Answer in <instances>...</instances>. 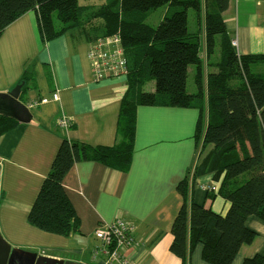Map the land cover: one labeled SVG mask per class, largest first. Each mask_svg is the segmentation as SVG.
<instances>
[{
    "label": "crops",
    "instance_id": "obj_1",
    "mask_svg": "<svg viewBox=\"0 0 264 264\" xmlns=\"http://www.w3.org/2000/svg\"><path fill=\"white\" fill-rule=\"evenodd\" d=\"M222 15L226 30L236 39L238 54L264 53V0H229ZM37 31L35 14L28 11L0 36V92L20 80L32 64L21 95L25 105L29 108L34 100L54 92L60 97L57 103L29 108L34 121L17 122L0 136L3 241L20 252L19 259L31 253L67 264H96L93 253L100 244L95 229L120 220L131 227L134 246L119 255L128 256L133 264H207L199 243L187 248L184 261L169 251L172 223L182 205L176 190L182 180L188 179V202L221 214L228 209L219 196L208 197L202 188L214 185L210 175L194 178L192 170L187 174L198 159L193 139L196 109L138 107L134 151L126 173L97 162L74 164L63 187L78 218V233L61 237L28 223L29 210L63 139L90 146L115 144L126 91L124 79L92 80L88 42L82 32L68 31L40 44ZM201 44L203 49V38ZM63 116L71 123L66 131L56 126ZM244 225L255 238L240 247L231 264H245L256 257L263 258L264 264V221L249 216Z\"/></svg>",
    "mask_w": 264,
    "mask_h": 264
},
{
    "label": "trees",
    "instance_id": "obj_2",
    "mask_svg": "<svg viewBox=\"0 0 264 264\" xmlns=\"http://www.w3.org/2000/svg\"><path fill=\"white\" fill-rule=\"evenodd\" d=\"M87 1L0 0V36L32 11L40 44L72 30L82 32L88 48L99 39L116 38L126 65L115 144L90 146L63 139L29 210L28 223L61 237L78 233V218L63 187L74 164L97 162L126 173L134 151L138 107L196 109V157L208 151L187 174L192 170L194 178L210 175L214 185L205 187L215 191L207 196H219L228 209L221 214L188 202V179L182 180L176 188L182 205L172 223L169 251L184 261L187 248L199 243L207 264H231L240 247L255 238L244 225L246 219L256 216L264 221V53H237L222 15L229 0ZM161 7L166 8L162 19L155 25L146 23ZM188 10L195 15L193 31L188 30ZM30 66L22 80H29ZM190 66L192 93L186 86ZM150 82L152 89L144 90ZM17 124L0 116V136ZM262 263L261 257L245 262Z\"/></svg>",
    "mask_w": 264,
    "mask_h": 264
},
{
    "label": "built area",
    "instance_id": "obj_3",
    "mask_svg": "<svg viewBox=\"0 0 264 264\" xmlns=\"http://www.w3.org/2000/svg\"><path fill=\"white\" fill-rule=\"evenodd\" d=\"M232 45L236 47V39L232 40ZM87 58L92 68V80L98 81L106 77L112 79H122L126 75L125 71V59L123 57L122 48L119 45V40L116 38H102L97 41L96 44L90 45L87 51ZM60 97L58 92L51 94L49 98H39L34 100L30 105V109H35L38 105H44L49 102H59ZM58 129L66 131L70 126V120L63 116L56 121ZM204 190H208L206 187H202ZM94 237L98 244H100L101 250L94 251L93 258L97 260L103 252L105 259L102 264H131L126 258L119 256V252L127 245H131L133 236L131 227L120 220H117L107 228H96L94 231ZM112 242H115V246H110Z\"/></svg>",
    "mask_w": 264,
    "mask_h": 264
},
{
    "label": "water",
    "instance_id": "obj_4",
    "mask_svg": "<svg viewBox=\"0 0 264 264\" xmlns=\"http://www.w3.org/2000/svg\"><path fill=\"white\" fill-rule=\"evenodd\" d=\"M26 82L22 79L15 82L6 91L0 92V116L21 124L35 120L32 111L21 100ZM16 250L10 248L0 236V264H67L57 259H50L37 254L27 253L20 259Z\"/></svg>",
    "mask_w": 264,
    "mask_h": 264
},
{
    "label": "rangeland",
    "instance_id": "obj_5",
    "mask_svg": "<svg viewBox=\"0 0 264 264\" xmlns=\"http://www.w3.org/2000/svg\"><path fill=\"white\" fill-rule=\"evenodd\" d=\"M88 3H94V4H98L103 2V0H88ZM166 8H159L157 9L154 13H152L148 19L146 20V23L150 24V25H155L157 24L163 17L164 12H165ZM187 20H188V30L189 31H193L196 30V22H195V15L194 12L192 10H188L187 12ZM215 54L216 57H218V48L216 47L215 49ZM255 69V68H254ZM193 75H194V67L190 66V70L188 72V79H187V91L188 92H194L195 91V86H194V81H193ZM93 78V76H92ZM154 86V82H150L147 83L146 86L144 87V90L148 91L151 90L152 87ZM208 149H206L203 154L199 155V158H203L206 154H207ZM197 159V161L199 162V160ZM190 173H188L189 175ZM205 187V186H202ZM215 191V187H212L211 189H208L207 192H214ZM100 228V227H99ZM132 246H134V241H132ZM130 248V245L125 246L124 248L121 249V251L119 252V254H121V252L124 249H128ZM101 250V247H97V249L95 251H99ZM99 254H102L100 257L97 258V260H94L96 264H102L104 262L105 259V254L103 252H100ZM120 256V255H119ZM121 257V256H120ZM122 258H126L127 260H129L131 262V264H133V262L129 259L128 256H124Z\"/></svg>",
    "mask_w": 264,
    "mask_h": 264
}]
</instances>
